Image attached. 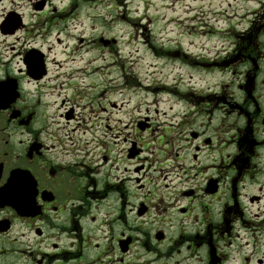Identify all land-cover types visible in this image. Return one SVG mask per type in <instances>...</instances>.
I'll list each match as a JSON object with an SVG mask.
<instances>
[{"label": "flooded vegetation", "instance_id": "flooded-vegetation-1", "mask_svg": "<svg viewBox=\"0 0 264 264\" xmlns=\"http://www.w3.org/2000/svg\"><path fill=\"white\" fill-rule=\"evenodd\" d=\"M17 1L7 8L0 0V264H263L264 11L248 15L247 28L228 37L211 64L227 76L219 91L188 100L194 106L168 125V112H159L161 145L170 147V127L184 128L193 144L187 164L175 149H159L153 165L143 159L157 150L134 156L127 148L122 167L108 156L94 167L45 112L47 90L63 86L50 54L54 35L62 43V29L54 30L65 11L53 0ZM12 11L16 25L5 31ZM36 64L42 72L34 76ZM199 115L210 120L200 124ZM215 152L221 158L199 159ZM152 172L162 187H147ZM130 181L141 191L131 204L122 187Z\"/></svg>", "mask_w": 264, "mask_h": 264}, {"label": "rangeland", "instance_id": "rangeland-1", "mask_svg": "<svg viewBox=\"0 0 264 264\" xmlns=\"http://www.w3.org/2000/svg\"><path fill=\"white\" fill-rule=\"evenodd\" d=\"M16 2L19 1L12 3V0H5V7L16 5ZM258 2L259 0H53V5L65 11L66 17L60 23L62 27L56 26L54 30L55 34L62 29L59 34L62 43L57 45L54 35L55 46L50 58L62 64L60 69L65 77L61 80L65 84L55 91L47 90L49 94L44 99V104L46 115L50 116L48 121H52L54 126L62 127L60 132L69 134L70 141L79 144L77 148L84 151L86 162L94 167L98 166L103 156L109 157V164L122 167L125 149L130 147L132 141L138 144L145 142L144 145L148 148L152 145V142L148 143L150 140L154 142L152 148L158 147L166 151L175 149L181 161L187 164L194 149L192 143L183 139L184 128L170 127V147L161 145L155 138L162 133L163 126L160 124L164 121L158 119L159 113L156 114V111L169 112L171 104L178 100L169 91L168 95L160 93L159 88L163 84L174 86L177 88L175 97L185 98L184 105L174 107V113L193 107V102L188 105L187 101L190 97L196 99V96L207 94L204 92L206 89L219 91L221 79L227 76L222 77L216 70L205 68L203 65H207L209 61H202L200 65L203 67H199L195 64L196 58L199 57V61L205 55L215 58L217 48L221 47V41L217 37H221L222 32L227 35L230 31L232 35L233 30H237L234 31L236 34L245 30L248 23L239 26L238 22L244 21L242 16L247 10L258 8L261 14L264 8ZM20 3L25 14H32L33 7L28 1ZM230 44L231 40L227 45ZM72 57L76 60L72 61ZM93 59L98 61L97 73L95 78H85L83 89L87 91L81 90L78 85L63 91L66 84L71 85V75L78 67H85L86 73L93 71ZM52 67L54 73H57V65L53 64ZM141 83L144 85L143 89L139 86ZM191 85L202 89L201 93L193 95L195 91L188 89ZM78 105L82 107L78 108ZM85 105L88 107L84 108ZM72 107L75 109L74 117L67 120L62 114ZM92 110L97 115L98 132L95 134V148L92 146L87 149L83 127L91 119ZM212 115V127L215 128L223 116V110L219 109ZM147 117L150 128L144 133L140 132L138 123ZM160 117L164 116L160 114ZM168 119L173 123V119L180 118L169 113L165 121ZM202 120L208 122L210 118L203 119L199 115L197 121L201 124ZM54 121L61 123L57 125ZM176 131L181 135L178 136ZM152 157L143 160L154 165L156 162L153 159L159 158L160 154L155 152ZM212 158L221 156L217 152L209 155L202 153L199 156L203 162H210ZM169 163L172 162L169 160ZM192 164L191 160L190 165ZM152 174L153 182L150 179L147 187H158L159 184L162 187L163 183L159 181L162 175L156 172ZM176 181L177 179L174 187L177 191L180 186H176ZM141 183L144 184L145 180ZM137 184L130 181L122 186L129 190L130 204L139 201L137 197L141 195V191L136 188ZM252 190H256V187L249 191ZM133 191L136 192L134 197L131 196ZM246 252L250 253L248 249ZM236 255L240 260L243 257L239 252ZM249 264L257 263L252 261Z\"/></svg>", "mask_w": 264, "mask_h": 264}, {"label": "bare ground", "instance_id": "bare-ground-1", "mask_svg": "<svg viewBox=\"0 0 264 264\" xmlns=\"http://www.w3.org/2000/svg\"><path fill=\"white\" fill-rule=\"evenodd\" d=\"M174 20V19H173ZM129 59V58H127ZM72 61H75L76 58L75 57H72L71 58ZM130 61V59L128 60ZM92 64L94 66V69L93 71L89 72V73H86V71L84 70V68L82 67H78L76 69V74L74 76V79L71 80V85L69 84H66L67 86H65L63 88V91H66V88H72L73 86H80V89L81 90H84V91H87L83 88L84 84L83 82H85V78H95L96 77V73H97V64H98V61L97 59H93L92 60ZM81 81V83H80ZM142 84V83H141ZM139 86H142V89L144 88V85H139ZM167 90L163 89L160 93H164L166 94ZM59 94H61V92H59ZM178 105H184V103L181 101L178 103ZM82 106L81 105H78V108H81ZM88 105H85L84 108H87ZM92 115H91V119L89 118L88 121L85 122V126L83 127L84 128V136H85V140L87 142V145L89 144V147H92V144L95 143V141H93V139H90V137L92 136L93 138H96L95 134L98 132V129H97V122H98V119H97V115L96 113L94 112V110L91 111ZM94 113V114H93ZM55 124H58L59 121H54Z\"/></svg>", "mask_w": 264, "mask_h": 264}]
</instances>
